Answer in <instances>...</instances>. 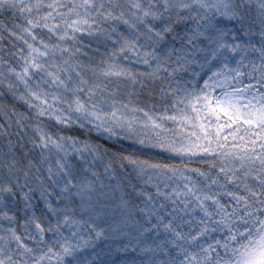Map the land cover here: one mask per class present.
I'll return each instance as SVG.
<instances>
[{
	"label": "snow or ice",
	"instance_id": "1",
	"mask_svg": "<svg viewBox=\"0 0 264 264\" xmlns=\"http://www.w3.org/2000/svg\"><path fill=\"white\" fill-rule=\"evenodd\" d=\"M0 264H264V0H0Z\"/></svg>",
	"mask_w": 264,
	"mask_h": 264
}]
</instances>
